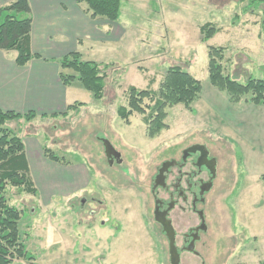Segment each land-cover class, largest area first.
Listing matches in <instances>:
<instances>
[{
	"label": "rangeland",
	"instance_id": "1",
	"mask_svg": "<svg viewBox=\"0 0 264 264\" xmlns=\"http://www.w3.org/2000/svg\"><path fill=\"white\" fill-rule=\"evenodd\" d=\"M258 2L122 0L120 18L114 24L116 40L94 43L88 51L80 48L85 60L112 62L103 69V98L95 99L75 82L77 99L84 104L66 116H35L7 123L20 136L51 149L63 165H84L87 172L83 188L67 196L54 194L49 201L43 198L38 183L36 195L8 188L9 202L21 210L19 230L26 249L34 255L33 264H98L95 257L108 250L105 264H112L114 253L121 264H131L139 247L130 243L135 238L132 228L118 238L117 246L104 240L99 247L96 233L83 232L94 204L90 197H102L100 189L104 196L113 197L117 210L126 201V214L140 215V205L151 203L138 186L147 192L166 150L193 142H207L218 153L227 184L218 196L212 215L215 226L209 231L207 246L201 249V258L185 254L182 261L263 264L264 105L244 100L234 103L210 83L207 69L208 47L223 45V65L232 78L241 83L250 76L264 78V24H260L264 2ZM206 22L220 26L221 31L201 41L199 28ZM171 65H180L200 80L202 90L191 110L180 103L167 107V128L150 137L142 115L133 113L126 122L116 109L126 103L129 85L156 89ZM102 139L121 153V164L109 166ZM113 180L124 184L123 190H110L108 183ZM85 196L88 202L81 210L80 198ZM140 199L144 201L140 203ZM106 235L108 238L111 231L106 230ZM143 256L146 264L155 263L147 239ZM19 264L29 263L20 260Z\"/></svg>",
	"mask_w": 264,
	"mask_h": 264
},
{
	"label": "trees",
	"instance_id": "2",
	"mask_svg": "<svg viewBox=\"0 0 264 264\" xmlns=\"http://www.w3.org/2000/svg\"><path fill=\"white\" fill-rule=\"evenodd\" d=\"M85 6L92 19H104L117 22L121 14L122 0H77ZM240 2L245 0H239ZM251 4L264 0H249ZM264 24V18L262 22ZM32 26L31 8L28 0H13L0 6V50L14 51L15 63L23 66L32 58L38 57L30 49V31ZM221 31L220 26L206 22L199 28L200 40L206 41ZM226 47L223 45L208 47V77L217 89L225 91L231 101L241 100L264 105V78L248 77L245 83L232 78L223 65ZM59 78L64 85L75 82L101 100L104 94L105 73L103 69L112 62L85 60L79 51L63 55L59 59ZM202 84L180 65H171L165 71L156 89H138L129 85L126 89V103L118 105L116 113L126 122L133 113L143 116L146 133L153 137L167 128L166 108L183 104L191 110V104L200 96ZM81 101L67 107L73 110L82 106ZM63 112L59 116H66ZM36 116L33 112L24 114L0 109V264H19L20 260L33 264L34 255L29 252L21 238L19 220L21 210L11 204L7 198L9 187L17 188L32 195L37 188L30 175L25 154L23 138L7 123L12 120H30ZM57 116V115H56ZM44 156L55 162L62 159L47 148ZM264 264V260L262 262Z\"/></svg>",
	"mask_w": 264,
	"mask_h": 264
},
{
	"label": "flooded vegetation",
	"instance_id": "3",
	"mask_svg": "<svg viewBox=\"0 0 264 264\" xmlns=\"http://www.w3.org/2000/svg\"><path fill=\"white\" fill-rule=\"evenodd\" d=\"M115 151L114 155L106 157L109 166L121 164L123 161L121 153L116 149ZM125 177L128 178L126 175ZM225 177L219 166L218 153L207 142H193L183 147L169 148L151 175L147 192L144 193L140 185L138 186L140 194L143 193L146 198L149 196L151 203L144 202L143 206L140 205V215H127L126 201L117 210L113 197L104 196L99 189L102 197H90L94 204L89 208L90 217L84 224L83 232L96 233V238L102 239L99 242L95 240L99 247L104 240L117 246L118 238L128 234L132 228L130 231L135 238L130 243L139 247L131 264H146V257L143 256L146 239L150 245V259L154 264H170V240L166 233V227H169L179 255V264H185L182 261L185 254L201 258V249L207 246L209 231L215 226L212 215L218 196L227 184ZM122 186L124 184L117 180L108 183L112 191H121ZM80 199V209L83 210L88 197ZM142 200L140 199V203ZM106 230L111 231L110 240ZM110 252L111 250L100 251L95 260L98 264H105L103 259ZM112 264H121L117 253L112 256ZM200 264L206 263L202 260Z\"/></svg>",
	"mask_w": 264,
	"mask_h": 264
},
{
	"label": "crops",
	"instance_id": "4",
	"mask_svg": "<svg viewBox=\"0 0 264 264\" xmlns=\"http://www.w3.org/2000/svg\"><path fill=\"white\" fill-rule=\"evenodd\" d=\"M11 1L0 0V6ZM28 1L32 15L30 49L38 57L20 66L15 63L14 51L0 50V109L20 114L33 112L35 119L70 113L67 107L79 101L78 92L74 83L64 85L60 80L59 59L73 51H79L83 58L80 48L88 51L94 43L115 41L114 24L118 21L92 19L77 0ZM257 29L259 36L260 24ZM21 137L30 175L34 184L41 186L38 188L46 201L54 194L67 196L85 186L84 165L72 167L52 161L44 156V147L38 141Z\"/></svg>",
	"mask_w": 264,
	"mask_h": 264
},
{
	"label": "water",
	"instance_id": "5",
	"mask_svg": "<svg viewBox=\"0 0 264 264\" xmlns=\"http://www.w3.org/2000/svg\"><path fill=\"white\" fill-rule=\"evenodd\" d=\"M102 142H103L104 152H105L106 157L109 158L116 153L114 147L112 146V144L108 140L102 139ZM166 233H167L169 240H170V249H169L170 264H179V255H178V252L176 251V248L174 247V244H173L171 228L166 227Z\"/></svg>",
	"mask_w": 264,
	"mask_h": 264
}]
</instances>
